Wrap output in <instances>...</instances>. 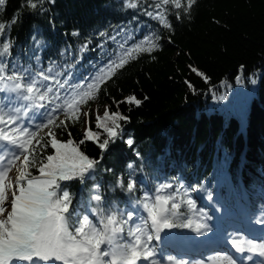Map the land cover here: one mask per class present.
Here are the masks:
<instances>
[{
	"label": "trees",
	"instance_id": "1",
	"mask_svg": "<svg viewBox=\"0 0 264 264\" xmlns=\"http://www.w3.org/2000/svg\"><path fill=\"white\" fill-rule=\"evenodd\" d=\"M33 2L35 9L26 0L0 6V22L11 25L4 37L11 42L9 67L54 66L90 77L124 38L133 37L126 46L153 34L160 38L158 50L139 55L101 87L96 100L82 106L93 131H101L95 128V105L127 119L119 121L120 136L106 150L91 141L80 145L98 164L83 182H61L72 195L73 210L92 220L87 210L96 208L91 198L98 192L106 211L126 216L145 194L154 199L161 185L174 186L175 180L182 190L179 200L174 187L159 194L180 203L177 223L192 220L196 211L185 201L198 203L188 193L201 183L230 206L239 202L245 212L254 211L243 201L248 196L257 205L256 194L264 193V0H196L188 13L171 5L158 10V0H138L137 8L126 7L127 0ZM165 7L171 29L145 14ZM129 96L140 105L123 102ZM84 120L68 122L67 131L55 129L57 137L79 142ZM46 154L54 149L49 146ZM129 180L136 184L132 193L126 191ZM124 207L130 209L123 212ZM192 222L191 228H175L194 231Z\"/></svg>",
	"mask_w": 264,
	"mask_h": 264
},
{
	"label": "snow or ice",
	"instance_id": "2",
	"mask_svg": "<svg viewBox=\"0 0 264 264\" xmlns=\"http://www.w3.org/2000/svg\"><path fill=\"white\" fill-rule=\"evenodd\" d=\"M5 3L6 0H0V6ZM195 3L196 0L185 3L158 0L155 8L171 5L188 13ZM26 6L35 9L37 3L26 0ZM126 7L137 8L138 0H127ZM166 11L165 7L145 14L171 29ZM10 26L0 22V264H142L144 261L159 264L151 242L160 239V232L193 227L190 218L177 223L181 205L174 196L159 194L172 188V184L161 185L154 199L145 194L143 201H136L147 213L139 223L135 222L133 212L125 216L116 210L106 211L98 192L91 198L96 202L92 215L97 221L81 217L72 209L71 193L61 184L71 180L83 182L98 164L81 151L80 145L91 141L106 150L120 136L119 121L127 119L105 106L103 115L97 112L95 117V128L101 131H93L89 112H82V106L96 100L101 87L139 55L158 50L159 36H145L130 46L126 45L133 37L124 38L118 43V50L90 77L73 81L71 73L54 66L35 71L17 65L9 67L11 42L4 37ZM99 35L103 37L107 33ZM110 39L116 41L115 36ZM192 71L207 80L197 69ZM123 102L137 106L141 103L133 96ZM37 116L42 117L39 122ZM81 116L85 117L83 138L79 142L71 138L60 140L55 129L67 131L68 122L78 123ZM68 136L71 137L70 132ZM127 144L131 146L133 140L128 139ZM49 146L54 154H46ZM33 168L37 175L31 171ZM118 186L125 187L121 181ZM135 187V181L129 180L126 191L132 193ZM185 202L195 209L192 199ZM207 229L208 225L200 222L194 228L201 234ZM231 246L236 253H249L248 261H253L255 255L261 258L259 264H264V241L241 236L232 239ZM168 261L189 264L171 256ZM208 264H238V261L223 254L211 257Z\"/></svg>",
	"mask_w": 264,
	"mask_h": 264
},
{
	"label": "rangeland",
	"instance_id": "3",
	"mask_svg": "<svg viewBox=\"0 0 264 264\" xmlns=\"http://www.w3.org/2000/svg\"><path fill=\"white\" fill-rule=\"evenodd\" d=\"M93 112H95L97 114V112L99 113V115H102V111L98 105H95L93 108H92ZM86 112H88V110H84ZM31 115V114H30ZM37 121V120H36ZM10 175H14V172L13 173H10ZM209 191L207 190V188L205 187H200L198 188L197 192H196V196H200V197H203L205 199V203H208L209 200H210V195H209ZM264 210V209H263ZM263 210H262V213H263ZM223 213H227L226 211H224ZM221 214H222V211H221ZM262 217V215H260ZM234 217V216H233ZM216 223V222H215ZM158 241H162V238L160 237V239ZM182 242V241H181ZM177 243H180L179 242V239L177 238Z\"/></svg>",
	"mask_w": 264,
	"mask_h": 264
}]
</instances>
